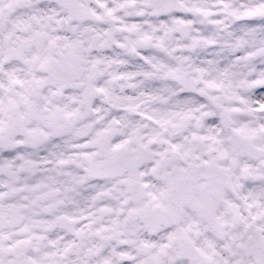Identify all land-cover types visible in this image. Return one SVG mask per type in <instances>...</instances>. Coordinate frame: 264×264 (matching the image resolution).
Wrapping results in <instances>:
<instances>
[{
  "label": "snow or ice",
  "instance_id": "snow-or-ice-1",
  "mask_svg": "<svg viewBox=\"0 0 264 264\" xmlns=\"http://www.w3.org/2000/svg\"><path fill=\"white\" fill-rule=\"evenodd\" d=\"M0 264H264V0H0Z\"/></svg>",
  "mask_w": 264,
  "mask_h": 264
}]
</instances>
